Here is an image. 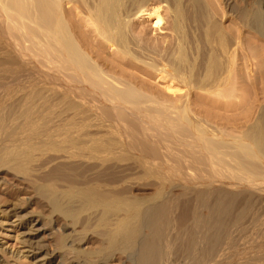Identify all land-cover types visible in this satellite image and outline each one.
Here are the masks:
<instances>
[{"label":"bare ground","instance_id":"bare-ground-1","mask_svg":"<svg viewBox=\"0 0 264 264\" xmlns=\"http://www.w3.org/2000/svg\"><path fill=\"white\" fill-rule=\"evenodd\" d=\"M0 89L60 264H264V0H0Z\"/></svg>","mask_w":264,"mask_h":264},{"label":"rangeland","instance_id":"rangeland-1","mask_svg":"<svg viewBox=\"0 0 264 264\" xmlns=\"http://www.w3.org/2000/svg\"><path fill=\"white\" fill-rule=\"evenodd\" d=\"M68 7L69 6L67 5L65 8L67 9ZM70 11V14L75 16L74 19L76 21V10ZM162 13L164 19L166 20L168 16L167 12L163 10ZM151 30H153L152 27ZM161 30L162 34L157 30L155 31V34L158 36L166 34L165 36H167L170 33V31L165 28V24H163ZM26 85V82L22 84V86ZM8 86L10 95H13L20 87L18 85V80H14L8 84ZM0 95H4L2 89H0ZM3 100L4 97L0 98V104ZM51 164H48L44 170L47 171ZM11 173L13 172L5 167H0V258L3 259L4 264H51L50 261H55L54 264H60L62 261H76V258L72 257V254L66 255V253H68L67 249L69 248L74 252L76 251V235H78L80 227L78 228L76 225L73 226L72 224H69V219L68 222H64V219H62V221L60 216L57 217V215L56 218H50L49 215L46 214L47 212L42 210V213V211H40V208L42 207L40 204L42 203H39L35 199L30 200V203L29 200L28 202H22L23 198H27L29 196V192L24 189L26 182L24 180L20 181ZM140 180H144V183ZM140 180L138 183H143L145 185L133 183V186H136V190H134V192L138 193V195L148 193V191L153 188V186L151 187L149 185L151 180L149 179L150 181H146V178H142ZM223 182H226V180ZM147 184L148 187L146 186ZM235 185L237 186L238 184ZM18 198H22L19 200L20 202H16ZM66 223H68V227L64 228L63 225ZM59 225L60 231L56 234H58L57 236H63L64 239V247L61 250L52 245L54 244L51 241L53 235L48 237L50 232L48 228H57ZM261 229L262 228L248 231L246 233V239L252 237L254 240L252 245H255V247L259 246L260 249L264 251V234ZM255 232L257 233L255 234ZM87 235H89V232ZM90 235L94 236L92 238L93 244H90V248L92 249L98 244L95 241L97 239L96 235ZM237 238L242 239L243 233L239 234ZM47 241H50V244H47ZM238 242L241 243V240ZM83 247L85 248V246ZM242 254L243 250L239 249L236 256L241 257ZM57 261L60 262L57 263Z\"/></svg>","mask_w":264,"mask_h":264}]
</instances>
